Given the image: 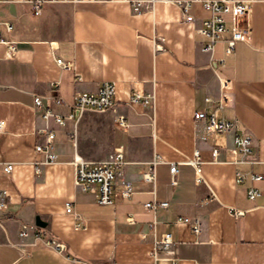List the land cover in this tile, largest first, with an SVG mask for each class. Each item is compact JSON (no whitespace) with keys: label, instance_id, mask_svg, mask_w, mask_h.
<instances>
[{"label":"crops","instance_id":"obj_1","mask_svg":"<svg viewBox=\"0 0 264 264\" xmlns=\"http://www.w3.org/2000/svg\"><path fill=\"white\" fill-rule=\"evenodd\" d=\"M190 13L194 22L159 0L141 13L123 0L45 3L38 13L22 0L0 2V37L16 43L11 55L0 43V188L7 194L0 264L147 263L164 233L173 243L158 251L156 264H264V0L250 5L249 39L237 41L229 54L230 23L204 51L208 38L197 27L210 12L195 2ZM56 58L71 67L61 69ZM225 77L231 79L230 101L218 108L206 98L216 100ZM107 80L116 84L112 108L85 109L63 125L43 120L34 108V96H41L43 106L66 116L77 92H95ZM135 92L152 98L132 101ZM199 110L236 120L237 132L250 134L247 162L229 161L233 133L206 134L193 116ZM118 116L126 127L117 124ZM47 131L54 134L53 162L34 151ZM118 147L125 162L115 199L99 204L75 185L74 160L102 161ZM195 150L199 181L187 163ZM154 158L155 182H144L141 174ZM6 163L14 165L10 173L2 170ZM170 164L178 167L175 184ZM122 180L134 186L130 198L117 194ZM251 188L260 191L254 199L247 195ZM152 201L168 205L144 207ZM180 217L198 218L200 232L177 222ZM21 222L56 238L64 250L32 235L20 238Z\"/></svg>","mask_w":264,"mask_h":264},{"label":"built area","instance_id":"obj_2","mask_svg":"<svg viewBox=\"0 0 264 264\" xmlns=\"http://www.w3.org/2000/svg\"><path fill=\"white\" fill-rule=\"evenodd\" d=\"M2 0H0L1 2ZM10 2L12 0H5ZM28 3L35 13L42 10L45 3H75L81 0H22ZM131 3V7L134 12L141 13L146 11L158 0H123ZM169 2L176 5L183 16V20L186 22H194L195 17L190 13L191 5L195 2L200 3L202 8L210 12L208 18H202L199 20L197 32L206 36L208 42L202 47L204 51H210L213 44L222 39L223 34L227 31L226 23H230L229 37L226 39V54L233 51L235 43L237 41H245L249 39V28L246 24L245 18L250 10V5L259 0H159ZM10 28V26L8 27ZM0 43L6 45L8 55H11L16 50V43L6 41L0 37ZM55 63L61 69H68L71 67V63L61 58H56ZM81 78L78 76L77 80ZM231 79L220 78L219 79V94L216 100L209 97L206 101H211L216 104L218 108L226 106L230 101L231 92ZM116 84L114 81H104L95 92H77L71 103L70 113L66 116L52 111L48 106H43L41 96H34L33 104L35 110L38 111L41 118L45 121L52 119L55 123L63 125L65 119H73L74 116H78L85 109H94L103 111L105 109L112 108L115 101ZM50 98L56 103L61 104L62 100L56 95H51ZM151 94L141 95L135 92L132 96V101H141L148 103L151 100ZM194 119L203 122V130L206 134L222 135L228 132L233 133V140L235 146L230 149H226L229 155V161L233 163L247 162L248 156L251 153V136L246 131L237 132V121L224 119L215 114V112H207L206 110H199L194 112ZM116 122L120 127H126L127 123L123 116H118ZM2 127V121H0V129ZM36 153L43 155L44 162H53L56 159L54 151V134L51 131L45 133L44 141L34 146ZM220 153V148L215 146L212 149V156L216 159ZM38 161L37 163H39ZM124 155L121 147L115 148L107 157L102 161L90 162L81 158L74 160V182L82 191L91 192L95 195L96 201L99 204H111L115 199L113 192L114 183L117 182V177L121 175V166L124 164ZM158 160L155 158L148 162L147 168L142 172L141 178L144 182H155V166ZM193 166L196 174V180L201 178L200 164L201 161L198 156V152L195 150L193 157L187 162ZM2 170L5 173H10L13 170L14 165L12 163L3 164ZM37 170V167H36ZM171 174V183L175 184V174L178 171L176 164H170L169 168ZM253 179H260L261 175H252ZM242 179V175L236 172L235 181L239 182ZM122 188L117 193L121 198H130L134 193V186L128 180L121 181ZM260 194L257 189L251 188L248 190L247 195L249 199H254ZM7 204V194L5 190L0 188V224L5 220L4 215ZM167 201L161 202H146L144 207L147 209L155 210L157 206L166 207ZM65 211L71 212V204L65 203ZM235 214H239V211H235ZM177 222H187L190 224L194 233L200 232V221L198 218L189 219L180 217ZM18 235L20 238L32 235L34 240H42L50 248L62 252L64 250V244L53 238L47 236L44 231L38 230L34 225L21 222L19 225ZM172 236L170 233H164L160 238L155 239L153 242L152 261L147 263H134V264H156L158 257V251H169L172 245ZM176 264V261L172 262Z\"/></svg>","mask_w":264,"mask_h":264},{"label":"rangeland","instance_id":"obj_3","mask_svg":"<svg viewBox=\"0 0 264 264\" xmlns=\"http://www.w3.org/2000/svg\"><path fill=\"white\" fill-rule=\"evenodd\" d=\"M226 26L228 27V26H229V23H228V24H226Z\"/></svg>","mask_w":264,"mask_h":264}]
</instances>
